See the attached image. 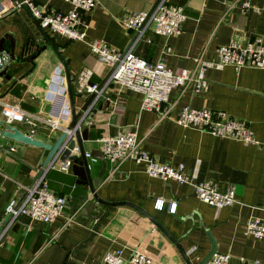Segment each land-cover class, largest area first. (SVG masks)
Segmentation results:
<instances>
[{
  "label": "crops",
  "instance_id": "obj_1",
  "mask_svg": "<svg viewBox=\"0 0 264 264\" xmlns=\"http://www.w3.org/2000/svg\"><path fill=\"white\" fill-rule=\"evenodd\" d=\"M15 0H6L11 6ZM96 8L86 14L87 40H103L125 50L134 39L120 20L134 12L151 11L158 0H97ZM185 8L187 19L181 34L165 38L150 28L137 44L134 53L156 63L166 58L173 70L193 69L196 61L217 60V48L234 41L245 43L254 37L264 40V0H252L244 11L243 0H170ZM38 6L52 7L67 13L71 6L62 0H36ZM14 46L11 59L0 72V119L5 104L18 106L29 122L13 123L23 133L54 144L63 131L51 133L45 121L48 115L46 92L50 79L63 66L46 37L65 59L75 92L77 113L91 96L77 92L83 71L92 72V82L102 83L109 68L94 56L86 42H70L65 37L41 28L28 9L10 10L0 17V40ZM150 41V42H149ZM46 48L41 51V48ZM171 47L172 53L166 55ZM32 58H35L33 61ZM210 82L207 95L194 93L192 87L172 91L170 117L158 123L153 111L142 108V96L133 91L111 89L94 106L81 134L86 153L101 151L99 139L125 128L137 130L143 147L160 163L183 164L196 183H216L224 192L234 185L238 203L220 210L203 203L190 184L163 181L147 175L145 167L128 161L114 177L103 175L97 194L109 203L127 202L153 216L179 242L191 264H199L210 252L231 256L230 264L259 260L264 264V239L244 234L252 217H264V148L232 139L215 137L194 128L177 124L181 110L223 111L248 123L255 138L264 144V69L245 68L237 72L231 66L208 68ZM72 124L63 123L64 129ZM48 151L4 138L0 135V264H103L109 251L123 250L129 257L135 250L155 258L158 264H187L179 248L165 232L138 209L131 206L96 205L90 218L83 214L82 198L93 201L88 173L81 157L72 160L69 174L49 170L46 181L50 191L67 198L63 215L50 224L20 216L7 230L10 220L6 209L13 199L22 200L21 186L32 187L42 169ZM72 156H79L74 150ZM88 159L91 177L96 179L102 161ZM59 162V161H57ZM110 169V167H108ZM165 201L163 209L156 203ZM177 203L176 212L170 204Z\"/></svg>",
  "mask_w": 264,
  "mask_h": 264
},
{
  "label": "built area",
  "instance_id": "obj_2",
  "mask_svg": "<svg viewBox=\"0 0 264 264\" xmlns=\"http://www.w3.org/2000/svg\"><path fill=\"white\" fill-rule=\"evenodd\" d=\"M62 1L71 6L67 13L48 6H38L36 0H15L11 6L6 3V0H0V17L6 15L10 10L17 11L27 8L41 28L65 37L70 42H86L91 53L109 68L108 76L102 83L92 82L93 74L89 70L83 71L80 75L78 94L93 96V100L82 111L78 121L80 131L82 125H93V121L88 118L95 104L103 98H108L107 94L111 89H117L119 92L128 90L140 94L142 108L155 112L158 116V123H160L170 117L172 107L169 99L172 91L192 87L195 94L207 95L209 93L210 82L205 77L208 68L221 69L231 66L237 72L245 68L264 69V40L259 36L245 43L234 41L229 45L220 46L216 51L217 60L215 62L199 59L193 69L173 70L168 67L166 58L153 63L137 56L134 53L135 47L150 28H153L158 36L165 38L181 34L187 14L183 6L171 4L170 0H158L151 11L134 12L120 20L123 29L135 34L130 46L125 50L117 49L103 40H87L86 14L96 8L97 0ZM251 2L252 0H243L244 11L252 8ZM171 53L172 48L169 47L165 54L170 55ZM9 60L10 58L6 54H0V72ZM45 98L49 107L45 124L51 133L58 131L68 133L64 143V147H67L71 140L76 139V129L70 130L63 127L65 121L72 119L68 81L63 66L56 68L50 79ZM3 116L6 122L11 125L17 122H29L26 114L15 105L5 104ZM176 122L182 127L194 128L215 137L232 139L245 145L264 148V144L255 138L254 132L246 121L237 119L223 111L185 107L181 110ZM99 143L109 170L107 180L114 177L123 164L133 161L143 165L145 172L150 177L190 184L199 200L217 210L238 203L237 189L234 185L221 192L216 183L192 181L183 164L175 167L168 163H160L145 150L143 141L139 140L137 130L134 128H125L114 135L104 136L99 139ZM75 150L77 151L78 148L76 147ZM86 158L95 160L90 153H86ZM57 161L59 160H54L49 170L56 169L64 174H69L72 160ZM46 173L41 175L32 187H20L25 192L22 200L13 199L9 203L6 209V216L10 218L7 230L20 216L50 224L63 215L67 208V198L50 191ZM164 204L165 201H158L157 209H163ZM176 209L177 203L172 202L170 212L174 214ZM244 234L258 240L264 239V217H252L245 225ZM230 260V255L216 252L207 264H230ZM103 264H158V262L155 258L139 250H135L129 257L125 256L123 250H117L107 252ZM245 264H262V262L256 260Z\"/></svg>",
  "mask_w": 264,
  "mask_h": 264
},
{
  "label": "water",
  "instance_id": "obj_3",
  "mask_svg": "<svg viewBox=\"0 0 264 264\" xmlns=\"http://www.w3.org/2000/svg\"><path fill=\"white\" fill-rule=\"evenodd\" d=\"M25 9H27V8H25ZM7 39H9V37H5L2 40H0V54H2V53L6 54L11 59V61H13V60H15L14 46L12 47V49L8 50L4 46ZM46 40H47V44L55 51V53L60 58L61 63L64 65V67L66 69V77H67V81H68L69 96H70L71 108H72V124L70 125L69 129L70 130L76 129V132H75L76 139L71 140L70 143L68 144V146L64 147V143L68 137V133L65 131L61 134L59 139L54 144H48V143L43 142L42 140H39L37 138H33V137L23 133L22 131H20L18 129V127L11 125V124H8L6 122V120H4V119H0V135L2 137L10 139L12 141L23 143L25 145L36 147L39 149H43L44 151H48V155L44 161L42 169L39 171V173L37 175V179L41 175H43L47 171H49L50 165L54 162V160H59L60 162H65L67 160H74L77 157H81L85 163V168H86V171L88 173V179H89V188H90V191L93 195V201H89L88 197H84L81 199V201L84 202V206L81 209L83 214H87V216L90 218H99V217H94L92 215V210L94 209V207L96 205H100V204L107 206V207L123 206V205L134 207V208L138 209L140 212H142L144 215H146L148 218H150L152 222H154L160 229H162L165 232V234L169 237V239L179 248V250L181 251L182 255L184 256L187 264H191L186 253L181 248L179 242L177 240H175L162 227V225L160 223H158V221L153 216H151L149 213H147L146 211H144L140 207L133 205L131 203H127V202L109 203V202L101 199L99 197V195L97 194V187L101 184L103 175L107 170V161L104 159V156L100 150H93L92 151L91 157L99 159L102 161L101 171H100L98 177L96 179H93L91 177L88 159L86 158V150H85V147L83 144L82 134H81V131L78 127V121L82 115V111H81V113H77L76 109H75V92H74V87H73L69 67H68L65 59L61 55V53H59L57 48L50 41L49 37H46ZM45 48H46V46L42 47L41 51H43ZM34 59L35 58H32L31 60L33 61ZM92 100H93V96H91L90 99L86 102L85 106L83 107V110H85L87 108V106L91 103ZM76 147L78 148L77 152H78L79 156H72V152L75 150ZM9 220H10V218H9ZM209 238H210V241L212 243V248H211L210 252L201 260V262L199 264H207L210 261V259L212 258V256L217 252L216 241L214 240V238L210 234H209Z\"/></svg>",
  "mask_w": 264,
  "mask_h": 264
}]
</instances>
